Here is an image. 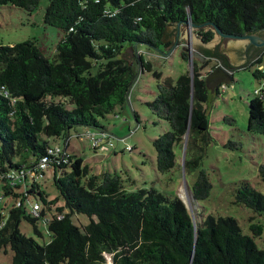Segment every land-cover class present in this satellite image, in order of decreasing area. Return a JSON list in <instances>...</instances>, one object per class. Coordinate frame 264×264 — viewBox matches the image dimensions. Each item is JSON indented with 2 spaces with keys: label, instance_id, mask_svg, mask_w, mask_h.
Here are the masks:
<instances>
[{
  "label": "trees",
  "instance_id": "16d2710c",
  "mask_svg": "<svg viewBox=\"0 0 264 264\" xmlns=\"http://www.w3.org/2000/svg\"><path fill=\"white\" fill-rule=\"evenodd\" d=\"M40 3L0 0V6L12 5L29 15ZM186 20L195 24L205 42L213 38L215 26L226 34L255 33L264 28V0H49L44 21L62 32L52 59L36 39L0 45V183L3 195L14 199L8 218L0 217V252L12 249L11 264H264V249L255 241L263 234L262 224H253L249 235L234 217L205 215L198 209L213 188L202 168L214 139L208 104L224 89L223 84L215 92L207 87L209 71L203 72L196 60L193 70L176 81L162 79L163 72L155 71L157 90L152 100L144 101L170 126L153 139L157 169L172 170L185 144L184 172L200 169L189 187L193 213L179 195L153 187L129 190L125 186L130 178L91 174L84 159L68 150L75 126L97 129L88 133L94 141L101 138L95 149L113 145L100 119L127 104L139 69H157L159 59L149 54H167L157 48L169 50ZM203 50L205 57L229 70L250 66L230 65L218 48ZM181 55L191 61L187 47ZM260 62L257 58L250 67ZM254 75L263 77L264 70L256 68ZM248 105L249 132L264 134L262 92ZM134 114L140 123V114ZM63 138L64 147L57 142ZM230 145L237 143L225 144ZM56 146L65 149L69 160L49 164L58 196L50 199L42 189L46 169L38 181L27 176L24 190H19L22 183L14 185L10 175L39 166L48 149ZM259 176L264 182V164ZM32 195L34 204L41 206L39 216L33 213L34 204L32 210L26 205ZM235 202L264 214V194L248 181L236 187ZM81 214L90 218L82 227L74 223ZM23 220L39 234L37 224L44 220L51 242L40 244L24 234Z\"/></svg>",
  "mask_w": 264,
  "mask_h": 264
},
{
  "label": "rangeland",
  "instance_id": "374dc122",
  "mask_svg": "<svg viewBox=\"0 0 264 264\" xmlns=\"http://www.w3.org/2000/svg\"><path fill=\"white\" fill-rule=\"evenodd\" d=\"M48 4L49 0H41L39 7L32 15L12 5L0 6V45H12L36 39L44 54L52 59L62 32L45 23L44 14ZM196 31L197 29H194L193 34L202 46L211 43L212 39L205 42ZM185 47L191 61L182 58L181 53ZM144 53L148 54L147 51ZM159 53L149 54L159 59L155 63L157 69L144 72L139 69L137 81L127 104L123 108L118 107L108 117L100 119L107 128L113 145L95 149L94 138L88 133H97V129L75 126L69 133L68 150L84 159L91 168V174L110 172L119 174L124 179L130 178V182L125 186L129 190L153 187L167 195H179L193 213L189 187L196 182L200 169L187 174L184 172L182 150H179V161L172 170L160 172L157 169V151L153 145V139L168 130L170 126L168 122L160 120L153 114L144 101L152 100L157 90L155 71L163 72L162 79L171 77L176 81L182 73L193 70V60L201 65L203 72H210L213 67L216 68L222 63L217 59L205 57L204 53L188 45L183 37L179 38L177 43L175 42L166 51L167 54L162 55V58ZM256 60L255 56L246 65L251 66ZM253 65V67L248 66L234 71V82L227 84L222 94L213 97L208 104L214 139L208 147L202 168L207 170L213 188L208 198L198 202L200 206L198 209L205 215L232 216L238 221L243 232L249 235H253L251 230L253 224H262L264 229V214H259L235 202L236 187L242 181H248L264 194V182L259 176V167L264 164V134L254 135L248 130L249 100L255 96L256 92H262L264 99V76L257 78L254 75L256 68L264 70V56L260 63ZM134 111L140 114V123ZM227 117L228 120H226ZM230 141L236 142L237 146H225ZM57 142L62 147L66 145L64 138ZM103 143H106V139ZM45 172V176L40 178V183L42 189L49 194V198L54 199L58 196L54 185V170L49 167ZM1 186L2 183H0V217L6 220L14 199L3 195ZM24 188L25 185L22 184L19 190L23 191ZM35 201V196H30L26 202L27 207L32 210ZM58 204L64 205L63 198H60ZM89 222L90 218L87 215L81 214L74 217V223L80 227ZM37 225L40 234L27 220L22 221L20 228L24 234L34 238L40 244L51 242L52 234L46 222L40 220ZM255 241L259 248L264 249V230L261 236L255 237ZM13 255L14 252L8 247L7 252H0V262L11 264Z\"/></svg>",
  "mask_w": 264,
  "mask_h": 264
},
{
  "label": "water",
  "instance_id": "95a60500",
  "mask_svg": "<svg viewBox=\"0 0 264 264\" xmlns=\"http://www.w3.org/2000/svg\"><path fill=\"white\" fill-rule=\"evenodd\" d=\"M179 26L180 29L177 34V37L175 38L176 43L179 38L183 37L186 39L188 45H190L191 47L202 53H204L203 49L206 47L210 49L218 48L227 55L229 63L232 66H241L247 64L253 58V57L252 58L245 57L243 55L242 50L246 46L248 40H243L239 38L249 37L253 43H256V41H258L260 38L251 33H247L243 35L226 34L218 26H215V29H213L214 36L212 38L211 43L206 46H202L201 43L197 40V38L193 34L194 29L198 30V28L195 26V24L192 21L186 20L183 24L182 23L179 24ZM207 29H211V28L208 27ZM261 42L264 44V39H262ZM157 49H159L161 53H166L162 51L160 48ZM233 72H234L233 70H229L222 65H218L215 69H213L206 75L207 87L212 92H215L216 88L219 85L223 83H227V84L231 83L232 78L234 76ZM185 154H186V144L184 145V149H183V158L185 157Z\"/></svg>",
  "mask_w": 264,
  "mask_h": 264
},
{
  "label": "built area",
  "instance_id": "2783aa9c",
  "mask_svg": "<svg viewBox=\"0 0 264 264\" xmlns=\"http://www.w3.org/2000/svg\"><path fill=\"white\" fill-rule=\"evenodd\" d=\"M223 89L226 87V84H223ZM99 140H101V138L95 139L94 144L97 146ZM69 162V160L66 158V153H65V149L62 148L61 146H56L53 148H49L47 155L43 157V159L41 160L39 166L34 167L33 169H30L28 171H22V173L16 174V175H10V177L13 179V184H17V183H22L25 185V179H27V176H30L32 178L38 179L40 176H42V172L43 170L49 168V164H57L60 165L63 162ZM41 172V175H40ZM21 184V185H22ZM21 185L18 187L20 188ZM41 210V206L36 203L33 206V213L35 216H39V211Z\"/></svg>",
  "mask_w": 264,
  "mask_h": 264
},
{
  "label": "flooded vegetation",
  "instance_id": "af4514ba",
  "mask_svg": "<svg viewBox=\"0 0 264 264\" xmlns=\"http://www.w3.org/2000/svg\"><path fill=\"white\" fill-rule=\"evenodd\" d=\"M196 33L201 37V35L198 33V30L196 31ZM251 34H254L260 38L258 41H256V43H253L249 37L239 38L243 40H248L246 46L242 50V53L245 57L252 58L256 56L257 58H260V57L262 58V56H264V44L261 42V40L264 39V28L259 30L258 32L251 33ZM204 49H210V48L206 47ZM211 50H215V49H211Z\"/></svg>",
  "mask_w": 264,
  "mask_h": 264
},
{
  "label": "clouds",
  "instance_id": "9594fccd",
  "mask_svg": "<svg viewBox=\"0 0 264 264\" xmlns=\"http://www.w3.org/2000/svg\"><path fill=\"white\" fill-rule=\"evenodd\" d=\"M223 84H226L227 85V83H223Z\"/></svg>",
  "mask_w": 264,
  "mask_h": 264
}]
</instances>
